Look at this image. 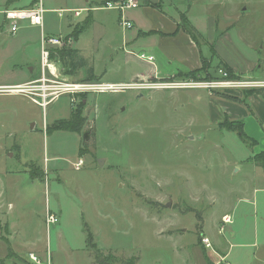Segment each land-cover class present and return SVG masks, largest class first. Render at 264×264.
<instances>
[{
	"label": "rangeland",
	"instance_id": "rangeland-1",
	"mask_svg": "<svg viewBox=\"0 0 264 264\" xmlns=\"http://www.w3.org/2000/svg\"><path fill=\"white\" fill-rule=\"evenodd\" d=\"M201 1L218 23L213 47L205 44L210 73L218 70L217 48L234 56L239 48L257 59L246 76L264 80V0ZM199 2L192 8L201 13ZM44 18L48 27L61 25L57 15ZM110 23L86 58L77 55L85 63L74 71L51 59L63 81L79 83L91 75L93 83H138L132 76L157 63L147 61L149 50L132 53L127 66L124 51L114 57ZM225 27L232 28L230 37L217 46ZM10 38L0 30V86L22 81L19 67L25 74L38 63L20 53L4 56ZM184 74L149 77L142 89L84 93L74 101L62 95L44 108L26 96L0 93V264L29 253L43 264H216L211 251L204 257L199 239L218 238L216 220L236 204L255 171L264 177L261 161L253 157L261 148L249 147L226 127L209 125L208 100L224 99L222 94L150 86L188 81ZM78 106L79 129L52 133V123L69 119ZM79 159L83 164L75 169ZM47 211L58 219L55 225L46 226Z\"/></svg>",
	"mask_w": 264,
	"mask_h": 264
},
{
	"label": "crops",
	"instance_id": "crops-1",
	"mask_svg": "<svg viewBox=\"0 0 264 264\" xmlns=\"http://www.w3.org/2000/svg\"><path fill=\"white\" fill-rule=\"evenodd\" d=\"M57 1L59 2L57 4L55 2L46 4L44 0H41L46 11L44 17L46 14L57 15L61 24L51 28L45 25V18H43L42 34L63 37L69 35L72 40L70 47L78 50V55L85 58L88 56L87 52L93 49L94 42L100 39L103 34H106L107 25L110 22L111 26L114 25L117 42L116 46L113 47V56H116V51H124L125 56L122 58V62L125 66L131 62L133 59L132 53L135 51L149 50L153 53L149 57H152V61H157V63L151 65L152 67L144 74H134L132 80L140 78L142 81L149 77L157 80L172 79L176 73H189L200 69L203 60L210 59V48H207L205 44L211 46V48L213 47L211 44L214 45L215 41L213 39L218 23H214L213 17L206 14L205 6L201 0V3L199 2V8H202L201 13L193 10L194 0H147L153 4L152 6L143 4L142 0H137L138 6L136 8L127 9L122 13L113 9L100 8L106 0ZM36 2L37 0H0V17L2 20L0 30L2 33L11 36L5 44L2 54L7 56L20 53L21 59L27 61L38 59V63L35 62L34 64L35 67L32 66L29 69L30 71H26L25 74L24 72L21 73L22 68L19 67L18 71L22 81L11 85L34 81L32 75L40 74L39 41L41 31L38 27L35 28L27 22H22L16 34L11 35L8 33V24L3 19L2 12L6 8H30ZM45 5L48 6L45 8ZM67 10H81L82 12L80 16L75 17L73 12ZM58 11H65L61 18L58 17ZM181 15L185 16L191 27L199 34L198 44H195L192 38L181 29ZM122 17L132 24L130 29H122L120 26ZM75 29L80 31L76 40L71 37V33ZM231 29L223 28L219 34L217 46L221 43L222 38L224 41L229 39ZM255 46L256 44H253L252 48L249 46L250 50H255ZM217 50L216 53L217 55L219 53V58L230 67L233 74L239 76L248 75L247 73L252 72L257 62L256 56L249 50H245L243 53L239 48H235L237 56H234L232 52L224 55L221 49L219 51L217 48ZM174 64H176L175 67L170 69L169 66L172 67ZM174 69L176 70L175 73ZM10 72H13V70H10ZM118 84L129 85L130 83ZM242 94L243 92H237L232 95L239 98L242 97ZM138 96L141 97L140 94ZM208 101L213 106L208 113L209 125L218 124L219 126L225 121V118L229 121H243L242 130L245 131L244 134L246 133L245 135L256 141L254 146L258 145L261 148V151L257 154L264 152L263 89L262 93H254L246 98L251 113L241 103H235L225 98L216 101L210 99ZM227 101L228 104H221V102L225 103ZM76 152H78V147ZM247 162L251 163V160L248 159ZM262 170L264 173L263 168ZM251 180L250 185L243 192L239 190L238 195L240 194V196L237 198L236 204L229 205L226 209L227 212L221 216L220 220H216L217 226H219L224 215L230 217L231 221L225 225L224 232L219 234V226L217 227L218 238L202 236L208 238L215 252L222 257H226L229 264H264V177L261 178L259 172L255 171ZM204 251V257L205 255L208 257L207 250Z\"/></svg>",
	"mask_w": 264,
	"mask_h": 264
},
{
	"label": "built area",
	"instance_id": "built-area-1",
	"mask_svg": "<svg viewBox=\"0 0 264 264\" xmlns=\"http://www.w3.org/2000/svg\"><path fill=\"white\" fill-rule=\"evenodd\" d=\"M138 6L137 0H117V1H106L100 8L107 10H117L119 12H124L127 9L136 8ZM73 12L75 17L80 16L81 10H67ZM44 5L41 0H37L36 4L30 8L21 9H8L2 12L3 19L7 22L8 33L11 35L16 34L19 30V26L22 22H27L30 26L39 28L41 31V37L39 41V65L40 74L38 79L34 81L25 82L23 84L0 86V93L3 94H13L26 96L29 100L36 106L46 107L48 104L54 102L62 95H70L71 101H74L76 96L81 94H99L106 92H114L116 90L124 89H142L146 83L143 81L133 82L129 85L120 84H110V83H93L91 81H83L79 83L65 82L59 77V70L56 64L51 62L50 56L53 49L67 48L71 44V38L65 39L63 36H46L42 34L44 27ZM65 11H58V17L61 18ZM120 26L124 30H128L132 27V24L125 20L123 17L120 19ZM144 56L140 55L139 59L144 60ZM148 62H152V57H146ZM217 78L212 80L199 81L190 79L184 82H175L171 84L160 85H150L153 89L167 88H181V89H200L206 90L210 94L215 93V91L224 92L225 94H235V92H243L245 90L251 89H263L264 90V80L253 79L249 76H239L231 78L228 73L222 68L218 69L216 72ZM240 90V91H238ZM83 164L82 159H79L75 164V169H78ZM45 224L46 226L55 225L58 221L56 216L51 212L47 211L45 214ZM230 217L224 215L222 217L219 227V234H222L225 229V225L230 223ZM204 248L211 251L218 257L216 264H229L226 257H222L215 252L212 247L211 242L208 238L202 237L200 239ZM13 264H43L39 261L35 254L29 253L23 262H14ZM46 264H50L47 260Z\"/></svg>",
	"mask_w": 264,
	"mask_h": 264
},
{
	"label": "trees",
	"instance_id": "trees-1",
	"mask_svg": "<svg viewBox=\"0 0 264 264\" xmlns=\"http://www.w3.org/2000/svg\"><path fill=\"white\" fill-rule=\"evenodd\" d=\"M106 1H117V0H106ZM142 3L145 5H149L152 6L153 4H151L149 1L147 0H142ZM181 18L184 21V25H180L181 29L184 30V32L190 36L192 38V40L194 41L195 44H198L199 42V34L191 27L190 23L187 21V19L185 18L184 15H181ZM80 34V31L78 29H75L74 32L71 33V37L76 40L78 35ZM77 55H78V51L76 49H73L71 47L68 48H61V49H53L52 50V54L50 56V59H54L55 61H57L58 64H62L65 68H67L68 70H73L76 68V66H80L83 65L84 60H78L77 59ZM214 55V54H213ZM215 56V55H214ZM212 60H203L202 62V67L198 70H193L190 71L189 73H186L184 75H180V77H182L183 79H194V80H199V81H205V80H212V79H216L217 76L212 73H210V68L212 67ZM222 68L223 70H225L228 75H230L231 78H235L237 77V74H233L230 67L223 61L220 59V62L217 65V69ZM68 72V71H67ZM96 78H93V76L88 75L86 77H84V80L82 81H95ZM254 93H262L261 89H251V90H245L243 91V99H239L237 96H233L230 94H225L223 92H219V91H215V94H219V95H223L224 98H226L229 101L232 102H239L242 103L246 106V108L249 110V105L246 103V98H248L249 96H251V94ZM72 109V108H71ZM225 121L223 123H221V125H219V127H226L227 131L229 132H236L237 135H239L243 142L246 143V145H248L249 147L252 145L254 146L256 144V141L252 138H249L247 135L244 134L243 132V126H244V122L243 121H229L227 120V118L224 119ZM79 121H80V109L79 106L78 108H74L71 110L70 113V117L69 119H60V120H55L54 123H52L53 126L52 127V133L55 131H65V132H76L79 129ZM46 131H47V127H46ZM48 132V131H47ZM253 157H257V159L259 161H261V167L264 169V152L260 153V154H256ZM200 242V239H199ZM202 247L204 248L202 242H200ZM18 262H23L22 258H17ZM3 264V263H1Z\"/></svg>",
	"mask_w": 264,
	"mask_h": 264
},
{
	"label": "water",
	"instance_id": "water-1",
	"mask_svg": "<svg viewBox=\"0 0 264 264\" xmlns=\"http://www.w3.org/2000/svg\"><path fill=\"white\" fill-rule=\"evenodd\" d=\"M82 139L86 140V132L83 133V135H82ZM169 205H170V204L168 203V204H166L165 206H166V207H169Z\"/></svg>",
	"mask_w": 264,
	"mask_h": 264
},
{
	"label": "bare ground",
	"instance_id": "bare-ground-1",
	"mask_svg": "<svg viewBox=\"0 0 264 264\" xmlns=\"http://www.w3.org/2000/svg\"><path fill=\"white\" fill-rule=\"evenodd\" d=\"M232 225V224H231Z\"/></svg>",
	"mask_w": 264,
	"mask_h": 264
}]
</instances>
